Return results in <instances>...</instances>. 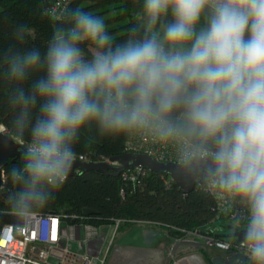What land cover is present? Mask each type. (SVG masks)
Masks as SVG:
<instances>
[{"label": "clouds", "instance_id": "clouds-1", "mask_svg": "<svg viewBox=\"0 0 264 264\" xmlns=\"http://www.w3.org/2000/svg\"><path fill=\"white\" fill-rule=\"evenodd\" d=\"M116 41L105 21L65 4L46 47L0 49L8 131L24 145L8 176L13 213L55 198L86 132L150 136L177 172L238 204L248 264H264V0H133ZM56 15V13H54Z\"/></svg>", "mask_w": 264, "mask_h": 264}, {"label": "trees", "instance_id": "trees-1", "mask_svg": "<svg viewBox=\"0 0 264 264\" xmlns=\"http://www.w3.org/2000/svg\"><path fill=\"white\" fill-rule=\"evenodd\" d=\"M55 1L0 0V49L15 43L12 30L16 24L22 23L30 26V32L27 42L19 47L36 46L43 51L52 36L53 27L60 22L48 12ZM70 6L102 17L116 41L125 39L127 29L138 22L139 10L133 0H72ZM5 98L6 91L0 89V124L10 133L7 130L10 113ZM130 134L108 138L100 137L94 131L86 132L75 150L78 156L91 161L109 159L125 153ZM20 163L22 156L14 162L9 160L4 168L5 183L0 189V209L11 208L7 195L15 185L8 176V170ZM169 179V176L151 171L135 181L125 178L123 173L80 171L69 177L55 198L39 212H62L70 216L86 215L85 211H90L88 222L97 226L108 225L115 219L151 221L157 223L151 228L166 230L172 239L183 238L188 231H198L203 236L222 240L233 239L222 236L231 232L232 224L225 218H217L216 201L206 187L197 184L192 192L185 193L174 182L168 185ZM208 258L212 260L210 255Z\"/></svg>", "mask_w": 264, "mask_h": 264}, {"label": "built area", "instance_id": "built-area-1", "mask_svg": "<svg viewBox=\"0 0 264 264\" xmlns=\"http://www.w3.org/2000/svg\"><path fill=\"white\" fill-rule=\"evenodd\" d=\"M71 2L72 0H56L48 8V12L53 18L59 19V12L63 10L65 4L70 5ZM2 127L4 129L0 132H6V128L3 125ZM125 153H145L161 162L176 163L170 148L155 142L150 136L135 132L130 134L126 142ZM77 160L91 161L84 156H77ZM98 161L117 165L108 158ZM148 172L150 170L146 168L135 167L122 173L125 178L135 181L138 177L146 176ZM2 178L1 189L5 183L4 171ZM172 182L170 178L167 184L170 185ZM206 189L216 201L217 218H225L236 228H244L242 223L237 222L239 205L233 204L215 190L207 187ZM0 214L16 216L11 208H1ZM88 219V215L68 216L62 212H38L28 220L22 219L21 223L0 220V264H119L120 255L126 249L114 245L117 231L125 225L136 224L143 228L157 226V223L151 221L134 219H115L108 225L97 226L88 222ZM105 228H108L107 234L104 233ZM187 234L201 238L196 246L203 247L204 244L223 253L244 254L243 242L236 239L222 240L203 236L198 231H188Z\"/></svg>", "mask_w": 264, "mask_h": 264}, {"label": "water", "instance_id": "water-1", "mask_svg": "<svg viewBox=\"0 0 264 264\" xmlns=\"http://www.w3.org/2000/svg\"><path fill=\"white\" fill-rule=\"evenodd\" d=\"M24 145L13 138L8 132H0V189L3 186V171L9 160L12 162L23 155ZM113 165L105 161H80L76 160L73 169L69 177L74 176L79 170H100L106 173H113L118 175L125 170L135 167H143L151 172L160 173L162 175L169 176L171 180L185 193L192 192L198 182H195L187 177L180 175L175 167L174 162H161L156 158L145 153H124L121 155L113 156L109 158ZM90 211H85V214H90ZM0 220L7 223H21L22 219L18 216L0 214ZM231 232L222 235L228 238L236 239L238 242H243L242 236L244 228H236L234 225L230 226ZM159 235V232L145 228L142 231L143 241L146 245H151L154 239ZM212 264H247V257L240 252L222 253L212 257Z\"/></svg>", "mask_w": 264, "mask_h": 264}, {"label": "crops", "instance_id": "crops-1", "mask_svg": "<svg viewBox=\"0 0 264 264\" xmlns=\"http://www.w3.org/2000/svg\"><path fill=\"white\" fill-rule=\"evenodd\" d=\"M145 228H141L142 231ZM159 232V235L154 239L151 245H146L141 235V241L134 246H118L126 250L120 255L119 264H162L170 255L177 251L190 247H196L201 241L199 236L187 234L183 238L172 239L169 237L166 230L154 229ZM164 235L161 237L160 233ZM185 264V263H184Z\"/></svg>", "mask_w": 264, "mask_h": 264}, {"label": "rangeland", "instance_id": "rangeland-1", "mask_svg": "<svg viewBox=\"0 0 264 264\" xmlns=\"http://www.w3.org/2000/svg\"><path fill=\"white\" fill-rule=\"evenodd\" d=\"M3 128L0 124V129ZM4 129V128H3ZM108 228H105L104 233L107 234ZM168 233V232H167ZM141 227L139 225H125L121 227L115 235V246H134L141 241ZM163 232L160 233L162 237ZM170 237V235H169ZM76 247H78L76 245ZM223 252L217 248H207L204 244L203 247H190L181 250L180 248L170 255L162 264H212L208 258L221 255ZM208 254V255H207Z\"/></svg>", "mask_w": 264, "mask_h": 264}, {"label": "bare ground", "instance_id": "bare-ground-1", "mask_svg": "<svg viewBox=\"0 0 264 264\" xmlns=\"http://www.w3.org/2000/svg\"><path fill=\"white\" fill-rule=\"evenodd\" d=\"M0 131H3V128H1ZM181 264H184V262H182Z\"/></svg>", "mask_w": 264, "mask_h": 264}, {"label": "flooded vegetation", "instance_id": "flooded-vegetation-1", "mask_svg": "<svg viewBox=\"0 0 264 264\" xmlns=\"http://www.w3.org/2000/svg\"><path fill=\"white\" fill-rule=\"evenodd\" d=\"M207 248H214V247H211V246H207Z\"/></svg>", "mask_w": 264, "mask_h": 264}]
</instances>
